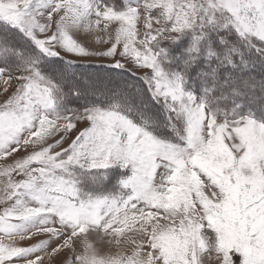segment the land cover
<instances>
[{"label": "snow or ice", "instance_id": "6c2138e0", "mask_svg": "<svg viewBox=\"0 0 264 264\" xmlns=\"http://www.w3.org/2000/svg\"><path fill=\"white\" fill-rule=\"evenodd\" d=\"M0 264H264V0H0Z\"/></svg>", "mask_w": 264, "mask_h": 264}]
</instances>
